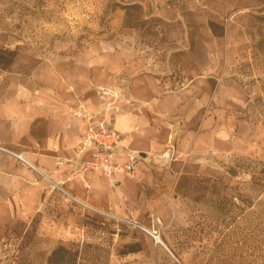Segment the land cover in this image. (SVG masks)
I'll list each match as a JSON object with an SVG mask.
<instances>
[{
	"label": "rangeland",
	"instance_id": "1",
	"mask_svg": "<svg viewBox=\"0 0 264 264\" xmlns=\"http://www.w3.org/2000/svg\"><path fill=\"white\" fill-rule=\"evenodd\" d=\"M107 85L136 170L89 204L53 182L64 227L0 169V264H264V0H0V157Z\"/></svg>",
	"mask_w": 264,
	"mask_h": 264
},
{
	"label": "crops",
	"instance_id": "2",
	"mask_svg": "<svg viewBox=\"0 0 264 264\" xmlns=\"http://www.w3.org/2000/svg\"><path fill=\"white\" fill-rule=\"evenodd\" d=\"M95 97V102L93 101L87 106L82 104L81 107L100 118L105 112L106 102L99 98L98 93ZM116 113L115 109L107 112L113 118L115 128L123 134L128 148L137 150L130 147V141L125 135V133L135 129L136 116ZM42 115L46 116V119L37 121V124L40 126L41 132H45V134L34 136V149L23 152L27 161L20 160V162H17L15 159L0 157V169L5 168L8 171L17 172V178L13 184H11L10 179V183H8L10 191L6 193L17 197L21 216H26L32 210L34 213L39 214L42 222L48 223V221H52V223L63 224L64 227H67V223L73 222L72 215L74 213L71 208H74L76 214L81 209H79L80 207L77 204L68 201L64 193H59L54 188L53 182L67 179L75 165L68 164L58 167L56 158L74 154L76 147L88 130L89 123L86 118H76L75 120L64 110L58 112L50 111ZM74 128L78 129V134H73ZM93 151L94 148L92 146L88 147L81 155V158H91ZM122 151L124 150L121 149L119 159L120 161H125L127 157L121 153ZM141 153L146 156V152L141 151ZM140 159L141 157L138 163ZM138 163L135 166V170ZM13 165L15 166L13 167ZM10 175L13 174L10 173ZM127 177L129 175H119L116 187L123 185ZM5 184V181L0 177L1 189H6ZM65 186L67 192L88 204L94 198L91 194L89 195L88 189H92L95 193L94 195H97L108 187L112 188L108 180L100 172L93 170H88L82 176L67 180ZM59 213L61 214L59 215Z\"/></svg>",
	"mask_w": 264,
	"mask_h": 264
},
{
	"label": "built area",
	"instance_id": "3",
	"mask_svg": "<svg viewBox=\"0 0 264 264\" xmlns=\"http://www.w3.org/2000/svg\"><path fill=\"white\" fill-rule=\"evenodd\" d=\"M98 96L106 102V109L102 117L97 118L95 114L87 111L84 107L76 111L78 117L87 119L89 127L72 156L57 158L58 167L74 164L75 168L67 179L55 183L56 186L62 187L67 180L82 176L88 170H93L100 172L109 184L115 187L119 175H130L135 170L141 157L140 153L128 148L123 134L115 128L113 118L107 114L111 109L119 110L120 103L129 102V99H126L119 90L108 86L100 87ZM90 146L94 148L91 158L82 159L81 155ZM121 149L124 150L121 153L127 157L125 161L119 159ZM19 157L27 161L23 154H20ZM156 238L161 241L158 236Z\"/></svg>",
	"mask_w": 264,
	"mask_h": 264
},
{
	"label": "bare ground",
	"instance_id": "4",
	"mask_svg": "<svg viewBox=\"0 0 264 264\" xmlns=\"http://www.w3.org/2000/svg\"><path fill=\"white\" fill-rule=\"evenodd\" d=\"M20 154H23V155H25V153H18V154H16L17 156H20ZM32 161V160H31ZM161 242L167 247V245H166V243L163 241V240H161ZM168 248V247H167Z\"/></svg>",
	"mask_w": 264,
	"mask_h": 264
},
{
	"label": "water",
	"instance_id": "5",
	"mask_svg": "<svg viewBox=\"0 0 264 264\" xmlns=\"http://www.w3.org/2000/svg\"><path fill=\"white\" fill-rule=\"evenodd\" d=\"M142 154H144V153H142Z\"/></svg>",
	"mask_w": 264,
	"mask_h": 264
}]
</instances>
